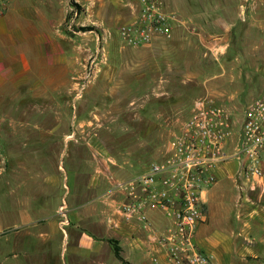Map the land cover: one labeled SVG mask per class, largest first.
Wrapping results in <instances>:
<instances>
[{"label": "rangeland", "instance_id": "1", "mask_svg": "<svg viewBox=\"0 0 264 264\" xmlns=\"http://www.w3.org/2000/svg\"><path fill=\"white\" fill-rule=\"evenodd\" d=\"M135 3L61 0L60 23L55 33L46 35L45 45L46 62L53 59L59 65L0 97V147L6 159L0 179L2 218L5 202H11L5 197L11 168L19 179L22 165L25 176H30L51 172L58 154L66 168L73 154H89L111 160L114 168L121 165L139 173L162 158L167 142L178 134L200 99L233 105L229 113L236 140L248 102L264 91L263 63H251L246 43L244 51L233 45L217 58L208 51L182 49L180 34L128 45L119 30L133 20L131 5ZM172 5L164 0L165 10L172 11ZM35 153L46 158L38 161ZM261 165L264 172V162ZM254 184L250 193H238L230 211L237 226L242 225L236 218L240 203H244V222L249 212H258L263 219L262 225L252 223L257 224L254 235L244 245L254 253L242 264H264V194ZM4 234L2 230L0 264L6 255Z\"/></svg>", "mask_w": 264, "mask_h": 264}, {"label": "crops", "instance_id": "2", "mask_svg": "<svg viewBox=\"0 0 264 264\" xmlns=\"http://www.w3.org/2000/svg\"><path fill=\"white\" fill-rule=\"evenodd\" d=\"M171 1L176 17L171 39L180 34L182 49L208 51L217 58L233 45L244 51L246 43L249 60L253 65L263 63L264 73V0ZM60 2L8 0L0 17V97L59 65L53 59L46 62L45 45L46 35L55 33L60 23ZM232 106L224 105L229 112ZM35 154L38 161L46 158ZM108 161L73 154L66 168L58 154L51 172L25 176L22 165L19 179L11 168L5 181L6 201L8 195L11 202H5L4 217L0 216V233L5 230L4 264H172L166 247L158 242L169 219L160 210L147 209L144 227L117 214L114 205L123 195L115 184L138 173L121 165L114 168ZM215 175L216 182L203 195L204 217L195 227L193 240L214 264H242L254 253L244 241L263 219L253 210L256 214L249 212L244 222V203H240L236 218L242 225L237 226L230 211L238 193H250L253 183L264 194V175L245 179L235 159L218 165ZM229 194L232 199H227Z\"/></svg>", "mask_w": 264, "mask_h": 264}, {"label": "built area", "instance_id": "3", "mask_svg": "<svg viewBox=\"0 0 264 264\" xmlns=\"http://www.w3.org/2000/svg\"><path fill=\"white\" fill-rule=\"evenodd\" d=\"M8 0H0V17ZM133 20L119 34L131 46L150 43L155 37L170 38L175 13L164 0H136ZM229 111L211 100L200 99L178 134L166 144L161 159L152 161L135 176L115 184L123 200L114 205L117 214L148 224L147 209H157L169 219L167 231L158 236L172 264H214L193 240L196 225L204 217V193L216 182L218 165L235 159L247 180L262 177L264 154V92L246 106L239 134L234 139ZM6 159L0 147V179Z\"/></svg>", "mask_w": 264, "mask_h": 264}]
</instances>
